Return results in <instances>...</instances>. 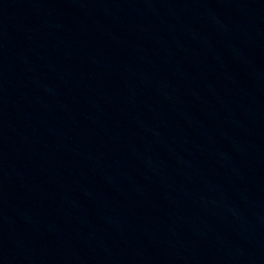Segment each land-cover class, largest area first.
<instances>
[{
    "label": "water",
    "instance_id": "1",
    "mask_svg": "<svg viewBox=\"0 0 264 264\" xmlns=\"http://www.w3.org/2000/svg\"><path fill=\"white\" fill-rule=\"evenodd\" d=\"M0 264H264V0H0Z\"/></svg>",
    "mask_w": 264,
    "mask_h": 264
}]
</instances>
